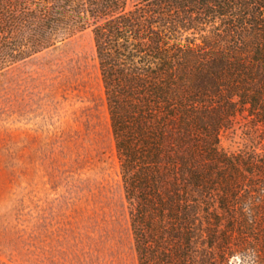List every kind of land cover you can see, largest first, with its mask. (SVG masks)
<instances>
[{
    "label": "trees",
    "instance_id": "trees-1",
    "mask_svg": "<svg viewBox=\"0 0 264 264\" xmlns=\"http://www.w3.org/2000/svg\"><path fill=\"white\" fill-rule=\"evenodd\" d=\"M84 29L139 264H264V0H0V71Z\"/></svg>",
    "mask_w": 264,
    "mask_h": 264
},
{
    "label": "rangeland",
    "instance_id": "rangeland-1",
    "mask_svg": "<svg viewBox=\"0 0 264 264\" xmlns=\"http://www.w3.org/2000/svg\"><path fill=\"white\" fill-rule=\"evenodd\" d=\"M0 264H139L90 29L0 71Z\"/></svg>",
    "mask_w": 264,
    "mask_h": 264
}]
</instances>
